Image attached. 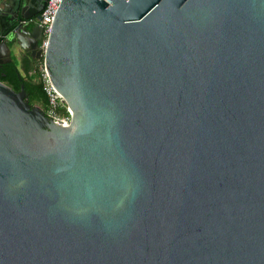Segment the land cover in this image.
Wrapping results in <instances>:
<instances>
[{"label": "water", "instance_id": "water-1", "mask_svg": "<svg viewBox=\"0 0 264 264\" xmlns=\"http://www.w3.org/2000/svg\"><path fill=\"white\" fill-rule=\"evenodd\" d=\"M37 1L0 64L69 123L0 82V264H264V0H61L43 50Z\"/></svg>", "mask_w": 264, "mask_h": 264}, {"label": "trees", "instance_id": "trees-1", "mask_svg": "<svg viewBox=\"0 0 264 264\" xmlns=\"http://www.w3.org/2000/svg\"><path fill=\"white\" fill-rule=\"evenodd\" d=\"M22 71L19 70L17 63L10 56V62L0 64V82L14 92L20 89L25 94V100L31 106L44 108L46 98L42 91L39 81V68L42 66V59L31 60L22 54ZM64 107L58 111L59 115H65Z\"/></svg>", "mask_w": 264, "mask_h": 264}, {"label": "built area", "instance_id": "built-area-1", "mask_svg": "<svg viewBox=\"0 0 264 264\" xmlns=\"http://www.w3.org/2000/svg\"><path fill=\"white\" fill-rule=\"evenodd\" d=\"M60 2L61 0H46L44 6L40 11L38 21V25L41 29V39L38 42V48L40 50H43V48L45 47L46 36L50 32V26ZM39 70V81L41 83L42 91L46 98V104L43 108L44 115L55 124L67 125L69 123V112L62 104L60 96L50 84L43 67L41 66ZM62 107L65 108V115L58 114V111H60Z\"/></svg>", "mask_w": 264, "mask_h": 264}, {"label": "crops", "instance_id": "crops-1", "mask_svg": "<svg viewBox=\"0 0 264 264\" xmlns=\"http://www.w3.org/2000/svg\"><path fill=\"white\" fill-rule=\"evenodd\" d=\"M16 55H13L15 58H16V60L14 59V57L13 56H11V54H10V56L12 57V59H14V61L16 62V63H19V65H18V68H19V70L20 71H22V63H21V57H22V54H18V53H15ZM27 57V56H26Z\"/></svg>", "mask_w": 264, "mask_h": 264}, {"label": "flooded vegetation", "instance_id": "flooded-vegetation-1", "mask_svg": "<svg viewBox=\"0 0 264 264\" xmlns=\"http://www.w3.org/2000/svg\"><path fill=\"white\" fill-rule=\"evenodd\" d=\"M45 3V0H42V1H37V10L39 11V9L42 7V5ZM44 6V5H43ZM35 11H30L29 13H34ZM40 14V12H38V15ZM37 16V15H36ZM33 20V22H34V19H32ZM39 21V20H38ZM38 21H36V24H37V26H39L38 25Z\"/></svg>", "mask_w": 264, "mask_h": 264}, {"label": "rangeland", "instance_id": "rangeland-1", "mask_svg": "<svg viewBox=\"0 0 264 264\" xmlns=\"http://www.w3.org/2000/svg\"><path fill=\"white\" fill-rule=\"evenodd\" d=\"M18 54H20V53H18ZM13 55H16L15 53H11V56H13ZM14 57V56H13ZM14 59L16 60V58L14 57ZM18 65H19V63H17Z\"/></svg>", "mask_w": 264, "mask_h": 264}]
</instances>
